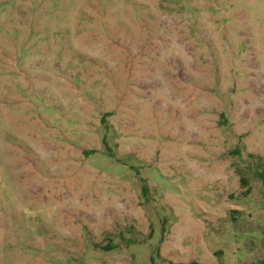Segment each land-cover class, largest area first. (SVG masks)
<instances>
[{
    "label": "rangeland",
    "instance_id": "rangeland-1",
    "mask_svg": "<svg viewBox=\"0 0 264 264\" xmlns=\"http://www.w3.org/2000/svg\"><path fill=\"white\" fill-rule=\"evenodd\" d=\"M262 172L264 0H0V264L256 263Z\"/></svg>",
    "mask_w": 264,
    "mask_h": 264
},
{
    "label": "trees",
    "instance_id": "trees-1",
    "mask_svg": "<svg viewBox=\"0 0 264 264\" xmlns=\"http://www.w3.org/2000/svg\"><path fill=\"white\" fill-rule=\"evenodd\" d=\"M259 179L262 180V182H263V184H264V173H263V172L259 174ZM241 181H242L245 185L247 184V183H246V180H245L243 177L241 178ZM252 264H264V259H262V260H260V261H258V262H256V263H252Z\"/></svg>",
    "mask_w": 264,
    "mask_h": 264
}]
</instances>
